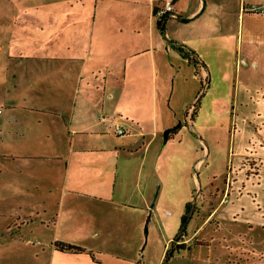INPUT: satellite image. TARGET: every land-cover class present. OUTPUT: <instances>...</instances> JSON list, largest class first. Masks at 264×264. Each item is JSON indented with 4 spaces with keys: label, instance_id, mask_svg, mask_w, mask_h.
Listing matches in <instances>:
<instances>
[{
    "label": "crops",
    "instance_id": "0c3cea01",
    "mask_svg": "<svg viewBox=\"0 0 264 264\" xmlns=\"http://www.w3.org/2000/svg\"><path fill=\"white\" fill-rule=\"evenodd\" d=\"M69 1L38 2L69 58L33 63L43 108L0 140V264H147L160 239L153 264L171 244L193 257L168 264H206L209 229L245 255L228 243L264 234V0Z\"/></svg>",
    "mask_w": 264,
    "mask_h": 264
},
{
    "label": "rangeland",
    "instance_id": "374dc122",
    "mask_svg": "<svg viewBox=\"0 0 264 264\" xmlns=\"http://www.w3.org/2000/svg\"><path fill=\"white\" fill-rule=\"evenodd\" d=\"M39 1L0 0V140L8 139L9 136L13 137V135L15 136L18 133H16V126H18L22 115L29 113L22 108H43L37 96L39 93L47 91L50 77H47L41 71L43 74L42 78H33L30 73L35 69L33 63L39 64L41 63L40 61L48 63L50 62L47 61L49 59L69 58V53L64 51L62 47H50L53 32L59 34L63 28L62 30L58 29V27H53L52 30L49 29L48 26L52 22L49 20V15L54 12V6H40L41 8L37 9ZM66 6L70 8L69 11L75 13L72 8L78 7V0H70ZM72 23L73 29L79 27L78 21L74 20ZM58 37L55 36L52 40H57ZM167 93L168 95L171 94L169 89H167ZM170 106L171 104L169 103L168 108ZM11 111L17 116L12 121H9L7 116ZM212 230L209 229L208 232L200 236L208 244L200 243L198 246L196 245V256L200 257L199 260L206 264H264L263 257H260L261 253L264 254V234H262V231H258L257 234L253 233L252 235H256L255 238L250 235L246 239L241 238L237 243H228L233 248L235 244H242L241 246L248 247L244 251L245 255L242 256L238 255L240 252L235 254V252H230L226 249L228 245L225 242L226 239L225 241L222 240L224 239L223 236L214 234V238L210 237ZM164 245L165 242L160 239L156 244L151 243L148 246L152 255L147 257V264L155 263L156 248L159 251ZM12 246L9 245L4 249L0 248V251L13 250L14 247ZM172 248L173 244L168 248L169 254L164 259V264H168L175 257L185 260H190L193 257L192 251H188L187 248H180L171 256ZM254 249L255 251H253ZM147 251L150 250L147 248ZM141 257L138 261H133V264H144V257ZM7 262L9 264L15 263L9 260ZM74 262L71 261L68 264H73ZM77 264L81 263L77 262Z\"/></svg>",
    "mask_w": 264,
    "mask_h": 264
},
{
    "label": "trees",
    "instance_id": "16d2710c",
    "mask_svg": "<svg viewBox=\"0 0 264 264\" xmlns=\"http://www.w3.org/2000/svg\"><path fill=\"white\" fill-rule=\"evenodd\" d=\"M186 58H187L189 64L193 65V67L195 68V74H197V68H198L197 61L195 59H193V58H189L188 56H186ZM197 103H198V101L194 104L193 111L195 110ZM186 211H187L186 212V215H187L188 211H189V205L186 206ZM185 220H186V216L183 217V219H182V223L183 224H184ZM181 232L182 233L184 232V226L183 225L181 227ZM178 239H180V235L177 238V241H178ZM55 246H56L57 250H59L60 252H71V251L80 252V251H82L81 249H79L77 247H73V246H70V245H65V244H62V243H57ZM180 248H182V247L181 246H176V250L180 249ZM168 251H167L166 256L169 254ZM172 252L173 251H171L170 255H172Z\"/></svg>",
    "mask_w": 264,
    "mask_h": 264
},
{
    "label": "built area",
    "instance_id": "2783aa9c",
    "mask_svg": "<svg viewBox=\"0 0 264 264\" xmlns=\"http://www.w3.org/2000/svg\"><path fill=\"white\" fill-rule=\"evenodd\" d=\"M171 12H172V5H171V3H170V2H166L165 5H164V9L158 12L159 20L163 21L165 15H166V14L170 15ZM261 13L264 14V3H263V6H262V9H261ZM206 85H207V84L204 83V84H203V88H205ZM117 133H118L119 135H122V134H123L122 130H120V129H117Z\"/></svg>",
    "mask_w": 264,
    "mask_h": 264
}]
</instances>
